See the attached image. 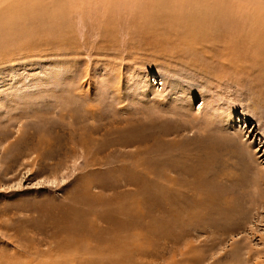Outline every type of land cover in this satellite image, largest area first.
<instances>
[{"label":"rangeland","instance_id":"1","mask_svg":"<svg viewBox=\"0 0 264 264\" xmlns=\"http://www.w3.org/2000/svg\"><path fill=\"white\" fill-rule=\"evenodd\" d=\"M186 1L0 0V264H264V0Z\"/></svg>","mask_w":264,"mask_h":264},{"label":"bare ground","instance_id":"2","mask_svg":"<svg viewBox=\"0 0 264 264\" xmlns=\"http://www.w3.org/2000/svg\"><path fill=\"white\" fill-rule=\"evenodd\" d=\"M178 1V4H183V5H185V3L187 2H190V1H186V0H181V2H180V0H176V2ZM186 1V2H185ZM192 1V0H191ZM198 1V0H197ZM195 2V1H194ZM203 2V1H202ZM228 2H230V1H227V0H217V2H215L214 3V8H215V10L216 9H226V8H228V5H230V4H232L231 2L230 3H228ZM236 2V1H235ZM40 3V2H39ZM168 3V2H167ZM198 3V2H197ZM199 3H200V1H199ZM204 3H206L205 1H204ZM233 3H234V1H233ZM44 4V3H43ZM193 4V3H192ZM42 5V4H41ZM40 5V6H41ZM51 5H53V4H51ZM143 5V4H142ZM160 5V4H159ZM158 4H156V3H154L153 4V6H151L150 5V7H153L154 9H158L159 6ZM189 5V4H188ZM194 5V4H193ZM235 5H237V4H235ZM235 5H234V7H235ZM46 6V5H45ZM44 6V7H45ZM186 6V5H185ZM13 7V6H12ZM43 7V8H44ZM16 8V7H15ZM41 8V7H40ZM152 8V9H153ZM230 8V7H229ZM22 9V8H21ZM233 9V8H232ZM238 9V6H236V10ZM12 10H14V9H12ZM46 10L48 11V9H47V7H46ZM173 10V9H172ZM175 10V9H174ZM176 10H177V8H176ZM15 11V10H14ZM16 11H17V8H16ZM19 11H20V9H19ZM17 12V14L18 13H21V11L20 12ZM229 11V10H228ZM45 12V11H44ZM175 12V11H174ZM210 12V11H209ZM58 13V12H57ZM37 14V13H36ZM224 14V13H223ZM19 15H22V13L21 14H19ZM43 15H45V14H43ZM51 16V15H50ZM57 16V15H56ZM59 16V15H58ZM13 17V16H12ZM208 17V16H207ZM255 17V16H254ZM258 17V16H257ZM261 18L263 19V16H261ZM47 19V18H46ZM255 19V18H254ZM150 20V19H149ZM207 20H209V21H212V18H207ZM244 20H246V19H244ZM11 26V25H10ZM257 26V25H256ZM261 29H262V27H261ZM2 31H4L3 30V28L1 27L0 28V34L1 33H3ZM257 31V30H256ZM45 33V32H44ZM263 39H261V42L264 44V37H262ZM3 50V49H2ZM1 51V50H0ZM258 52H259V54L261 55V57L262 56H264V49H263V45H261L259 48H258ZM2 53V52H1ZM260 57V56H259Z\"/></svg>","mask_w":264,"mask_h":264}]
</instances>
